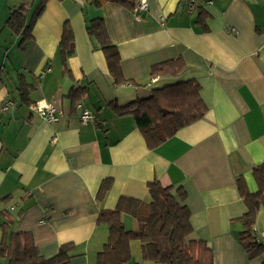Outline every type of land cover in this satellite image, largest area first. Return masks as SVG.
Instances as JSON below:
<instances>
[{
    "label": "crops",
    "instance_id": "crops-1",
    "mask_svg": "<svg viewBox=\"0 0 264 264\" xmlns=\"http://www.w3.org/2000/svg\"><path fill=\"white\" fill-rule=\"evenodd\" d=\"M96 1L46 0L20 50L7 16L24 5L30 21L40 0H0V226L8 225L6 236L0 227V246L9 233L28 232L45 259L71 243L69 264H95L108 238V227L97 223L99 212L114 209L121 196L149 202L147 185L157 181L189 209L190 239L207 244L213 264H263L264 256L249 260L238 242L237 220L246 207L235 180L242 177L256 192L252 169L264 162V0H195L190 13L185 0H147L140 20L119 4ZM94 18L103 20L132 84L114 85L86 30ZM65 23L74 42L68 73L58 51ZM177 58L186 66L178 77L149 76L151 66ZM189 79L199 83L207 111L154 150L132 117L108 108ZM71 88L87 91L80 102L96 113L97 124H80L67 97ZM38 102L59 110L58 122L45 123L34 110ZM104 179L112 185L98 202ZM130 218L122 214L121 222L135 230ZM255 231L264 241L263 208ZM132 244L128 264H156L143 263L140 243ZM0 264L8 263L0 256Z\"/></svg>",
    "mask_w": 264,
    "mask_h": 264
},
{
    "label": "trees",
    "instance_id": "trees-1",
    "mask_svg": "<svg viewBox=\"0 0 264 264\" xmlns=\"http://www.w3.org/2000/svg\"><path fill=\"white\" fill-rule=\"evenodd\" d=\"M86 1L98 5L96 0ZM103 1L119 4L130 11L135 6L134 0ZM45 2L46 0H40L30 21L26 20L28 12L26 6L20 5L10 10L5 25L14 34L20 36L18 45L20 50L32 38L33 23L43 11ZM86 30L88 35L98 42L114 85L132 84L133 81L125 79L122 74L118 51L109 40L103 20L100 18L90 20ZM58 51L62 72L68 73L66 61L74 54L73 34L68 23L63 25ZM185 70L184 61L177 58L151 66L149 76L151 78L178 77ZM1 81L0 71V83ZM19 85L18 92L21 97H24L27 88L22 78ZM199 92V83L189 79L154 89L147 98L137 99L121 107L110 103L108 108L117 117H132L147 148L154 150L172 138L180 129L202 119L207 108ZM86 94L85 89L71 88L67 95L71 100L72 111L77 113V117L76 105L83 106L80 99ZM252 177L257 186L254 193L249 192L242 177L235 180L238 195L246 207V213L237 220L242 225L237 238L249 260L264 256V243L257 239L255 231L258 211L260 208L264 209V162L252 169ZM111 185V179L101 181L96 195L98 202L103 200ZM147 189L150 196L149 202L121 196L114 209L99 212L97 223L108 227V238L102 250L98 252L95 264H128L131 241L140 243L141 257L145 262L213 264L212 251L207 244L202 240L190 239L192 233L190 211L176 199L172 188H164L157 181H152L148 183ZM177 195L180 200L184 198V193H177ZM122 214L129 215L136 221L135 230L124 228L121 222ZM0 227L6 236L8 225L3 224ZM73 248L71 243L62 245L54 257L45 259L39 255L30 233H9L8 244L3 242L0 246V256L6 259L8 264H69L71 257L68 252Z\"/></svg>",
    "mask_w": 264,
    "mask_h": 264
},
{
    "label": "built area",
    "instance_id": "built-area-1",
    "mask_svg": "<svg viewBox=\"0 0 264 264\" xmlns=\"http://www.w3.org/2000/svg\"><path fill=\"white\" fill-rule=\"evenodd\" d=\"M186 1V11L190 13L195 8V0H185ZM148 9V2L147 0H139L135 3V6L132 10L134 17L136 20H140L139 14L146 12ZM11 105V102H7L1 108V111H6L8 106ZM76 109L78 110V120L81 125L87 124H97L98 123V116L86 109L83 108L81 104L76 105ZM34 110L36 114L47 124H54L58 122L61 112L57 110L52 105L46 104L44 102H38L34 106ZM264 243V241H261Z\"/></svg>",
    "mask_w": 264,
    "mask_h": 264
},
{
    "label": "rangeland",
    "instance_id": "rangeland-1",
    "mask_svg": "<svg viewBox=\"0 0 264 264\" xmlns=\"http://www.w3.org/2000/svg\"><path fill=\"white\" fill-rule=\"evenodd\" d=\"M130 219H132V218H130ZM128 230H131V227H129V225H128V227H126ZM134 228H135V226H134ZM133 243H135V242H133ZM131 247V249H134V246H133V244L130 246ZM138 249H139V246H138ZM142 262H143V260H142ZM143 263H147V262H143ZM156 264H160V263H156Z\"/></svg>",
    "mask_w": 264,
    "mask_h": 264
}]
</instances>
